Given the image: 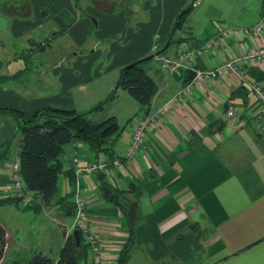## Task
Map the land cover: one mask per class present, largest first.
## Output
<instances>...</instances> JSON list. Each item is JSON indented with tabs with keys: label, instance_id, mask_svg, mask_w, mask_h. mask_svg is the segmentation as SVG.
<instances>
[{
	"label": "crops",
	"instance_id": "crops-1",
	"mask_svg": "<svg viewBox=\"0 0 264 264\" xmlns=\"http://www.w3.org/2000/svg\"><path fill=\"white\" fill-rule=\"evenodd\" d=\"M263 4L197 0L174 29L191 0H0V77L23 71L11 80V87L0 84V109L19 110L25 118L48 107L91 108L87 105L95 93L89 86L100 64L74 49L93 27H100L101 36L122 35V45L112 44L105 53L107 65L100 66L104 71L114 67L119 72L160 51L144 65L156 84L147 113L139 112V103L124 95L116 81L115 97L123 94L129 103L128 122L113 145L114 159L108 160L119 164L82 179L88 222L102 244L98 264H117L130 224L133 238L124 264H264V113L245 83L228 75L195 84L156 127L146 130L134 155L126 156L137 121L157 113L192 77L185 61L171 71L162 67L164 60H176L185 48L195 51V67L207 69L241 56L251 42L241 35L220 38L219 31L224 26H254ZM65 36L75 43L68 49L61 45ZM5 38L11 41L9 50ZM210 38L216 45L205 49ZM262 42L264 32L257 40ZM239 66L264 85V60ZM80 91L86 92L83 100L77 97ZM230 104L232 117L227 114ZM19 139L15 117L0 113V201L9 199L8 166L18 159ZM10 147L11 162L6 158ZM75 155L86 162L107 161L81 141L64 145L63 172L51 203L44 204L40 196L27 208L11 201V230L0 219L5 229L0 264H25L37 253L57 261L65 237L73 231ZM103 183L124 191V210L104 196ZM77 259L79 264H96L88 245L77 251Z\"/></svg>",
	"mask_w": 264,
	"mask_h": 264
},
{
	"label": "trees",
	"instance_id": "trees-1",
	"mask_svg": "<svg viewBox=\"0 0 264 264\" xmlns=\"http://www.w3.org/2000/svg\"><path fill=\"white\" fill-rule=\"evenodd\" d=\"M196 1L191 0V5L181 10L175 20L174 29L181 25L183 17L192 9V4ZM147 61L149 60L140 63L133 62L120 68L117 80V86L125 90L139 103V112L141 113L148 112L151 99L156 92V84L143 65ZM22 72L1 76L0 82L10 79L15 80ZM115 96L116 91H112L95 106L85 111L48 107L36 112L30 118H25V115L19 110L0 109V113H10L16 119L17 130L20 135L17 159L19 172L25 190L33 196L32 202L35 196H40L42 202L46 205L53 200L57 189L58 177L63 172L60 156L64 145L67 143L73 140L81 141L94 154H102L107 161L114 159L113 145L121 133L116 117L109 116L102 121L95 122L88 118V114L101 109L106 102L111 101ZM101 187L104 196L124 210L123 203L120 201L124 191L107 183H103ZM11 201L20 203V200L15 198L5 199L0 202L8 203ZM32 202L23 205L25 208L32 207L30 206ZM127 220H130L129 216ZM129 227V237L120 251L117 264H124L129 258L130 244L133 238V225L130 224ZM82 241L83 236L79 232V244L76 245L71 232L65 237L57 261L54 262L49 256L37 253L29 258L25 264H79L77 251L82 246L87 247L88 245H83ZM4 247L5 229L0 224V259L3 256Z\"/></svg>",
	"mask_w": 264,
	"mask_h": 264
},
{
	"label": "built area",
	"instance_id": "built-area-1",
	"mask_svg": "<svg viewBox=\"0 0 264 264\" xmlns=\"http://www.w3.org/2000/svg\"><path fill=\"white\" fill-rule=\"evenodd\" d=\"M261 19L252 27H234L224 26L219 31L218 36L220 38L237 37L239 35L247 38L251 42V46L239 57L234 59L225 60L220 65L202 69L195 67V51L187 50L182 48L179 51L177 59L174 61L164 60L162 67L169 68L171 71H177L180 67H183V62H186V66L192 71L191 79L186 85L168 102L166 103L157 113L148 115L137 121L135 124L130 143L126 149V156L131 158L135 151L143 144L145 132L149 127H156L161 116L166 115L173 105L179 101L183 95L188 94L193 86L197 83L203 82L205 79H214L218 77H225L228 75H234L240 82L245 83L251 90L253 95L259 101L263 107L264 113V85L261 81L250 77L245 72L241 71L239 62H255L264 60V42L257 43L258 38L261 37L264 32V4ZM216 45L215 38H210L203 44L205 49H213ZM227 114L232 117L234 116V107L230 104L227 107ZM73 165V181H72V192H73V213L74 219L71 225V230L77 229L84 234L85 241L91 249L93 260L96 264L101 259V240L93 232L88 222L86 213V199L85 190L83 184V177L90 176L96 172H105L108 170V166L112 163L118 165V160H113L111 163L108 161H93L86 162L81 161L77 155L72 158ZM8 192L7 197L19 199L20 203L24 205L32 202L33 196L27 192L24 188L23 181L19 172V162L15 160L8 166Z\"/></svg>",
	"mask_w": 264,
	"mask_h": 264
},
{
	"label": "rangeland",
	"instance_id": "rangeland-1",
	"mask_svg": "<svg viewBox=\"0 0 264 264\" xmlns=\"http://www.w3.org/2000/svg\"><path fill=\"white\" fill-rule=\"evenodd\" d=\"M117 1H120V0H117ZM97 12H98V10H97ZM99 28L100 27H98V26L93 27L89 33L87 40L82 45H79V46L73 45V46H77V48L74 50L81 51L82 54H84L85 59H88V60L92 59L93 61H95L94 64H96V63H97V65L100 64L98 66V69H97V72H98L97 77H96L95 81H93V83L89 86L91 88V92L95 93L94 97H93L94 99L92 98V101H90V102H92V103H90L91 105H87V106H91V108L93 106H95V104H97L99 101L104 99L103 94H105L104 92L111 86L112 83H113V85H112V87H110V89H108V91L112 92L116 88V81L118 80V77H119L118 69H116L114 67H110L109 69H106L104 71V70L100 69V66L104 67L105 65H107L108 59H106L105 53L107 51H109V49L112 47V44H116V47H118L117 45H119V46L122 45L121 44L122 35L119 33L116 35L112 34L109 36H106V35L101 36V34H99V32H97L99 30ZM98 38H100V39H98ZM54 43H52V44H54ZM9 44H11V41L8 38H5L4 46H5L6 50H9V48H8ZM69 44H75V43H73L71 40H69L68 36H65L64 39L62 40L61 45L64 49H68L67 45H69ZM53 49L55 51H57L56 44H55V48H53ZM76 51L70 50L67 52H76ZM2 53H4V52H2ZM85 59H83V60H85ZM131 63H129V64H131ZM129 64H127V65H129ZM64 65L68 66L71 64H68V62H66V64H64ZM127 65H125V66H127ZM143 65H145V63H143ZM5 82H0V84L5 83L6 86L11 87V79L7 80ZM83 91H85V90H83ZM84 93H86V92H81V91L79 93L77 92V97L83 100V94ZM123 93H124V95H127V97H130L129 94H127L126 92H123ZM99 96H101V97H99ZM130 99H132V98H130ZM82 100L80 101L81 102L80 104H82L81 106H83ZM128 104L129 103L127 102L125 97H123V94H120L119 96H117V98L115 100L106 102L102 106L101 109L91 112L88 115V118H90L92 121L99 122V121L106 119L107 117H109L111 115H114L118 121L119 126H120V131L122 132L123 127L126 126V123L128 122L127 121V118H128L127 114L129 112V105ZM13 156L14 155H13V153L11 151V147H10V149L6 155V158H7V160H9L11 162V160L14 158ZM21 204H23V203L21 202ZM0 219H1V222L7 228H9V230H11L10 229L11 225L8 223V220L11 219V202H9L7 204H0ZM7 257L8 258L11 257V248L8 250ZM9 262H11V261H9Z\"/></svg>",
	"mask_w": 264,
	"mask_h": 264
},
{
	"label": "water",
	"instance_id": "water-1",
	"mask_svg": "<svg viewBox=\"0 0 264 264\" xmlns=\"http://www.w3.org/2000/svg\"><path fill=\"white\" fill-rule=\"evenodd\" d=\"M160 53V51H156V52H154L153 54H150V55H148V56H146V57H143V58H141V59H138V60H136V61H134V62H137V63H140V62H144V61H146V60H150V59H152L153 57H155V56H157L158 54ZM133 63V62H132ZM131 63V64H132ZM130 65V64H129ZM128 66V65H127ZM72 233H73V236H74V239H75V243H76V245H78L79 244V233H78V230L77 229H74L73 231H72Z\"/></svg>",
	"mask_w": 264,
	"mask_h": 264
}]
</instances>
